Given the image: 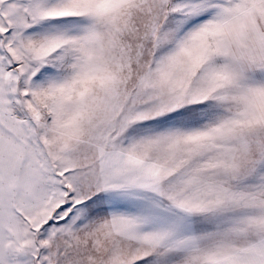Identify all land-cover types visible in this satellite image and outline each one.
Here are the masks:
<instances>
[{
	"label": "snow or ice",
	"instance_id": "6c2138e0",
	"mask_svg": "<svg viewBox=\"0 0 264 264\" xmlns=\"http://www.w3.org/2000/svg\"><path fill=\"white\" fill-rule=\"evenodd\" d=\"M0 264H264V0H0Z\"/></svg>",
	"mask_w": 264,
	"mask_h": 264
}]
</instances>
